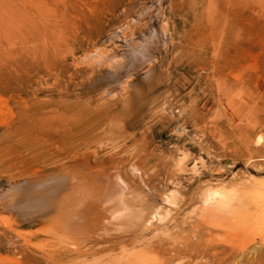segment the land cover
Returning a JSON list of instances; mask_svg holds the SVG:
<instances>
[{
  "label": "rangeland",
  "instance_id": "obj_1",
  "mask_svg": "<svg viewBox=\"0 0 264 264\" xmlns=\"http://www.w3.org/2000/svg\"><path fill=\"white\" fill-rule=\"evenodd\" d=\"M263 156L264 0L0 19V264H264ZM132 163L170 215L136 241L84 234L100 174L140 189Z\"/></svg>",
  "mask_w": 264,
  "mask_h": 264
},
{
  "label": "bare ground",
  "instance_id": "obj_2",
  "mask_svg": "<svg viewBox=\"0 0 264 264\" xmlns=\"http://www.w3.org/2000/svg\"><path fill=\"white\" fill-rule=\"evenodd\" d=\"M52 1L54 0H0V19L10 18L12 11L17 6L47 5ZM258 141L260 142L261 138ZM130 170L140 177V189L131 187L119 172L107 174V176L100 174L99 184L96 187L99 192H94V195L92 194L88 200L83 202L84 204L72 224L74 225L76 221L78 224L82 217L86 218L83 226L79 223L84 234H94L103 239H106L105 236L110 239L111 235L114 234L119 243H122L127 238L136 241L144 226H153L157 220H163L170 215V211H165L163 206L156 203L152 198L156 191L150 189L143 180L142 168L136 163H132ZM146 188H148V191H146ZM257 188L259 193L264 195V188ZM215 194L219 195L220 193L216 192ZM97 195L100 196L99 200H95ZM209 197L212 198V196ZM163 198L164 202L170 204L174 200V195H165ZM210 198L208 200H211ZM100 204H102V208L99 206ZM74 208L76 207L74 206ZM65 209L72 210V206L66 205ZM71 213L73 220V214L76 212L71 211ZM106 244L112 246L111 242H106ZM172 251H175V249H172ZM66 252L67 250L64 251L65 255Z\"/></svg>",
  "mask_w": 264,
  "mask_h": 264
}]
</instances>
